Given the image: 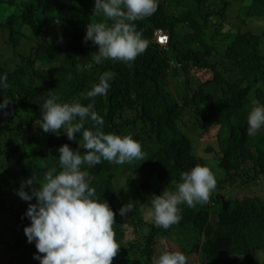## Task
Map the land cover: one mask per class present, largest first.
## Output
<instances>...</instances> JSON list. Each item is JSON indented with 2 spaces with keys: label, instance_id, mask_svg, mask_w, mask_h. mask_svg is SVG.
<instances>
[{
  "label": "trees",
  "instance_id": "trees-1",
  "mask_svg": "<svg viewBox=\"0 0 264 264\" xmlns=\"http://www.w3.org/2000/svg\"><path fill=\"white\" fill-rule=\"evenodd\" d=\"M232 1L158 0L154 14L134 22L149 42L147 50L132 62L97 64L98 45L84 43L87 25L107 19L94 13L95 0H0V13H6L0 20L6 51L12 61L19 59H0V74L8 76L0 103L11 99L0 116L12 114L0 123V215L15 222L11 241H0V258L8 257L0 264H40L34 255L44 254L24 232L31 223L25 213L36 199L26 202L17 191L32 177L39 188L49 168L60 170L59 147L68 144L77 150L82 141L79 133L69 140L63 130L59 135L44 132L41 105L51 95L60 103L87 105L91 100L86 93L105 72L115 75L107 95L94 98L103 130L131 135L145 153L143 160L130 162L135 174L126 178L127 193L135 207L124 217L119 215L123 203L115 186L116 164L81 166L89 172L97 198L116 213L113 228L120 252L131 256L132 264H154L160 245L183 252L187 264H257L264 243V200L257 195L227 199L223 192L264 181V128L247 135L254 102L264 104V33L241 28L249 20L264 26V0H242L244 18L230 26ZM48 29H56L50 38L45 37ZM158 30L168 36L165 45L156 42ZM195 71L199 79L192 76ZM169 81L180 84L183 93L175 95ZM187 111L201 126L217 127L216 189L206 204L181 205L178 224L167 230L150 224L143 233L141 209L151 206L152 195L173 190L180 172L206 166L180 131L178 122ZM92 124L88 120L85 128ZM129 233L134 239L125 244Z\"/></svg>",
  "mask_w": 264,
  "mask_h": 264
},
{
  "label": "clouds",
  "instance_id": "clouds-1",
  "mask_svg": "<svg viewBox=\"0 0 264 264\" xmlns=\"http://www.w3.org/2000/svg\"><path fill=\"white\" fill-rule=\"evenodd\" d=\"M157 8L158 0H95L94 13L107 18L87 25L84 43L91 41L98 45L95 62L128 63L144 53L149 42L137 31L134 22L151 16ZM6 38L5 33L0 41L5 54H0V59L2 55L5 62H18V58L12 61L13 57L6 51ZM114 75L105 72L99 77V82L86 93L91 100L87 105L79 101L60 103L56 95L49 96L41 105L39 126L43 131L59 135L63 130L69 140L76 139L77 133L82 134L79 149L87 151L82 154L68 144L62 145L58 149L60 170L49 168L39 188L34 186L36 181L32 177L22 181L17 191L26 202L36 199V203H29L25 213L31 223L24 232L29 243L35 242L38 253L44 254L34 255L40 264H112L120 249L113 228L116 213L106 201L97 198L96 189L90 186L89 172L81 167L86 163L96 165L108 161L121 165L144 159L142 144L131 135L106 133L104 118L94 108V98L107 95ZM7 80V73L0 74V89L8 87ZM10 103V98H4L0 110ZM88 120L93 122L92 128H85ZM247 120L249 136L264 128V104L254 102ZM173 183V190L166 188L161 195H152L151 206L145 212L147 219L165 230L181 221V205L195 207L208 203L217 185L210 168L201 165L180 172L179 181ZM25 186L28 191L24 190ZM134 207L130 201L119 209V215L127 216ZM154 264H187V257L181 251H165Z\"/></svg>",
  "mask_w": 264,
  "mask_h": 264
},
{
  "label": "rangeland",
  "instance_id": "rangeland-1",
  "mask_svg": "<svg viewBox=\"0 0 264 264\" xmlns=\"http://www.w3.org/2000/svg\"><path fill=\"white\" fill-rule=\"evenodd\" d=\"M22 1V0H20ZM85 5H91L90 3H87L83 1ZM241 5L242 0H236L232 1L230 4V7L228 8V25L233 26L235 24H239L240 19L242 20L244 17L241 14ZM1 12V11H0ZM1 14L4 16L6 15L5 12L0 13V20H1ZM262 27L261 29L259 27ZM55 27L58 30V25H55ZM243 30H251L255 33L263 34L264 33V26L260 22H252L248 21L247 23H244L243 26H241ZM227 29V28H226ZM45 33V37H51L53 36L54 32H56V29H48ZM6 30L3 29L0 30V41L4 39ZM7 38L5 39L6 44ZM3 43L0 45V54H5V50L3 47ZM263 56H264V45H263ZM90 67V64H87V68ZM192 76L195 79H199V71H195ZM169 87L174 91L175 95L182 92V88L180 84L169 81ZM177 92V94H176ZM216 95H219L220 92L214 91ZM12 114H6L3 116H0V123H3L5 120H8L9 117ZM180 131L189 137L192 146H193V152L196 154V156L205 163L207 167L210 168L211 171H215L217 173V170H215L214 163H215V156L219 152V147L216 140V132L217 127L212 126H201L194 113L191 111H187L185 115L182 116V118L178 122ZM135 161V160H134ZM115 171L118 173L117 178L115 179V186L118 191L117 195L119 200L123 203V205L129 203V194L127 193V181L126 178L128 176H133L135 174V170L133 169L132 165L130 163H124L121 165H116ZM224 197L227 199L229 198H236L238 196L243 195H249V196H260L261 199L264 200V181L262 178L256 179V183L253 185L251 184L249 187H231L227 188L223 192ZM146 209H141V217L143 222L145 223V226L142 228L143 233H145L148 230V225L154 224L150 219H147L145 216ZM15 222L12 219L5 218L0 215V241L9 242L12 239V232H13V226ZM139 235L136 234V237ZM134 239V233H129L127 238L125 239V244L129 241H132ZM159 253L162 254V251L165 252L166 248L163 245H160L159 247ZM131 256H128L122 252H120V249L118 251V254L116 257L113 258L112 264H132ZM8 260V257L4 259L0 258L1 263H6ZM257 264H264V243L260 246L259 254L257 256Z\"/></svg>",
  "mask_w": 264,
  "mask_h": 264
},
{
  "label": "built area",
  "instance_id": "built-area-1",
  "mask_svg": "<svg viewBox=\"0 0 264 264\" xmlns=\"http://www.w3.org/2000/svg\"><path fill=\"white\" fill-rule=\"evenodd\" d=\"M155 39L159 45H165L168 42V36H166L161 30L155 32Z\"/></svg>",
  "mask_w": 264,
  "mask_h": 264
}]
</instances>
